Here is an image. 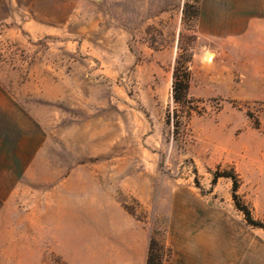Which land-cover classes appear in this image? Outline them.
I'll use <instances>...</instances> for the list:
<instances>
[{"label": "rangeland", "instance_id": "374dc122", "mask_svg": "<svg viewBox=\"0 0 264 264\" xmlns=\"http://www.w3.org/2000/svg\"><path fill=\"white\" fill-rule=\"evenodd\" d=\"M186 3L0 0V90L18 111L0 132L36 151L12 165L0 264H147L151 239L167 264L196 234L264 256V229L215 179L235 171L264 224V21L212 23L203 2L185 19ZM194 35L196 111L177 130L173 71Z\"/></svg>", "mask_w": 264, "mask_h": 264}, {"label": "crops", "instance_id": "0c3cea01", "mask_svg": "<svg viewBox=\"0 0 264 264\" xmlns=\"http://www.w3.org/2000/svg\"><path fill=\"white\" fill-rule=\"evenodd\" d=\"M202 2L205 3V9H211L209 13L212 23L218 15L222 19L220 23L223 24L251 25L255 22L254 18L264 21V0H202ZM220 10H223L221 14ZM17 114L16 106L0 90V118L18 116ZM5 136L0 132V215L14 196L15 181L11 171L13 162H17L19 158L30 162L36 152L29 148V143H33L32 138L30 140L25 138L22 141L20 137V140L11 144ZM21 153L23 157L20 156ZM181 242L174 258L167 264H252L250 260L237 254L235 244L229 241L226 244L207 242L202 235L196 234L181 236ZM257 264H264V256L259 258Z\"/></svg>", "mask_w": 264, "mask_h": 264}, {"label": "trees", "instance_id": "16d2710c", "mask_svg": "<svg viewBox=\"0 0 264 264\" xmlns=\"http://www.w3.org/2000/svg\"><path fill=\"white\" fill-rule=\"evenodd\" d=\"M193 5L185 4L183 11L184 18L190 16V20L197 19L200 15V3L202 0H192ZM189 42H184V37L181 36L179 40V52L175 61L174 71H173V85H172V96L174 104L176 105V125L175 128L178 130L181 125L182 118H190L195 110L194 100L189 95L190 82H191V64L193 61V50L194 44L197 37L191 36ZM181 114V116L179 115ZM249 118L253 120L252 114H248ZM253 126L256 129H261V122L253 120ZM220 177H225L233 181V199L237 209L242 212L245 216V220L248 225L256 228L264 229V224L256 222L252 216V212L247 204H245L240 198L238 191L240 180L235 171L232 174L218 175L215 179ZM165 248L162 244L154 239H151L148 251L147 264H164L168 258Z\"/></svg>", "mask_w": 264, "mask_h": 264}, {"label": "bare ground", "instance_id": "6f19581e", "mask_svg": "<svg viewBox=\"0 0 264 264\" xmlns=\"http://www.w3.org/2000/svg\"><path fill=\"white\" fill-rule=\"evenodd\" d=\"M210 55H211V54H210ZM205 58H206L207 61H210V58H211V57L208 55V56L204 57V59H205ZM204 59H203V60H204ZM206 60H205V61H206ZM210 62H211V61H210ZM208 63H209V62H208Z\"/></svg>", "mask_w": 264, "mask_h": 264}]
</instances>
